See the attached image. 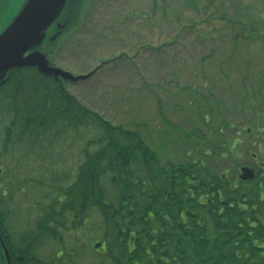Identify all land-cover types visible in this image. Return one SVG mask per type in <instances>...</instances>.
<instances>
[{
    "label": "trees",
    "instance_id": "trees-1",
    "mask_svg": "<svg viewBox=\"0 0 264 264\" xmlns=\"http://www.w3.org/2000/svg\"><path fill=\"white\" fill-rule=\"evenodd\" d=\"M63 81L36 66L14 67L0 81V112L9 118L1 154L24 143L49 156L65 138L84 139L71 180L52 170L50 182H39L52 191L42 197L49 200L16 239L0 189V235L11 264H264V162L251 180L229 178L222 168L239 156L238 141L223 136L234 122L221 119L214 131L197 134L211 146L195 142L190 159L163 161L138 126L112 124L82 106ZM212 109L204 116L214 124ZM259 132L264 140V127ZM81 228L93 249L72 236ZM46 241L52 249L41 259Z\"/></svg>",
    "mask_w": 264,
    "mask_h": 264
},
{
    "label": "rangeland",
    "instance_id": "rangeland-1",
    "mask_svg": "<svg viewBox=\"0 0 264 264\" xmlns=\"http://www.w3.org/2000/svg\"><path fill=\"white\" fill-rule=\"evenodd\" d=\"M14 1L0 10V33L27 2ZM80 6L47 54L50 65L78 75L110 62L87 79L64 80L71 96L112 124L138 126L163 161L190 159L195 142L210 147L197 134L231 120L233 129L223 136L238 141L239 156L222 168L235 179L241 166L256 173L264 162V0H81ZM54 25L49 35L57 31ZM210 107L214 124L204 116ZM7 119L0 112V130ZM65 139L66 146L48 148L49 156L41 148L23 149L24 143L0 153V189L11 210L6 227L15 239L34 226L38 207L49 200L42 197L52 191L39 182H50L52 170L71 180L84 139ZM2 141L0 131V151ZM82 233L72 236L93 249L95 240ZM51 249L46 241L37 256L48 259Z\"/></svg>",
    "mask_w": 264,
    "mask_h": 264
},
{
    "label": "water",
    "instance_id": "water-1",
    "mask_svg": "<svg viewBox=\"0 0 264 264\" xmlns=\"http://www.w3.org/2000/svg\"><path fill=\"white\" fill-rule=\"evenodd\" d=\"M84 1V0H83ZM81 0H27L8 27L0 33V81L8 71L21 66H36L45 76L62 80L78 81L87 79L105 62H100L93 70L85 74H73L70 71L50 65L48 52L56 47L61 37L70 27V20L75 21V11L81 10ZM86 4V3H85ZM66 19L61 22L63 16ZM55 23V34H48L49 26ZM50 26V27H51ZM48 34V35H47ZM43 43V49L39 47ZM45 47V49H44ZM248 131V129H247ZM239 180H251L255 177L254 169L241 166ZM1 174V168H0ZM101 243H95L98 248ZM8 250L0 235V264H11Z\"/></svg>",
    "mask_w": 264,
    "mask_h": 264
},
{
    "label": "flooded vegetation",
    "instance_id": "flooded-vegetation-1",
    "mask_svg": "<svg viewBox=\"0 0 264 264\" xmlns=\"http://www.w3.org/2000/svg\"><path fill=\"white\" fill-rule=\"evenodd\" d=\"M14 4H17L14 0H0V10L11 7V5L14 6ZM10 260L12 263V256H10ZM1 264H3V259L1 260Z\"/></svg>",
    "mask_w": 264,
    "mask_h": 264
}]
</instances>
